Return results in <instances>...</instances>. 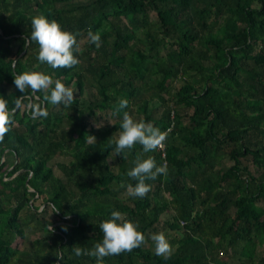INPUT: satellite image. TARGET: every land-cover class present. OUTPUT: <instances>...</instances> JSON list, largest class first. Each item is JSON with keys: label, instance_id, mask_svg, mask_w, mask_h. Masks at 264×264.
Listing matches in <instances>:
<instances>
[{"label": "trees", "instance_id": "1", "mask_svg": "<svg viewBox=\"0 0 264 264\" xmlns=\"http://www.w3.org/2000/svg\"><path fill=\"white\" fill-rule=\"evenodd\" d=\"M38 14L76 35L78 65L38 61L27 42ZM27 70L60 79L74 103L20 92L13 75ZM88 85L95 98L84 103ZM0 100L11 118L0 142V264H95L73 248L101 241L114 210L145 242L104 264H264V0H0ZM125 111L166 134L146 155L168 174L147 180L143 198L121 187L136 183L126 173L142 152L115 154ZM98 112L113 121L96 127ZM158 232L167 260L154 253Z\"/></svg>", "mask_w": 264, "mask_h": 264}, {"label": "clouds", "instance_id": "2", "mask_svg": "<svg viewBox=\"0 0 264 264\" xmlns=\"http://www.w3.org/2000/svg\"><path fill=\"white\" fill-rule=\"evenodd\" d=\"M30 25V39L27 42L31 43L34 41L39 46L37 59L40 63L47 64L53 69L70 68L79 64L77 56L74 55V53H79L81 50L76 35L64 30L58 21L54 19L49 21L42 14L33 16L30 20ZM87 38L88 42L95 44L97 47L101 46L99 32L94 33L89 29ZM13 76L14 84L20 92L29 89L33 95L37 92H42L44 93V101L52 105L63 104L71 106L74 103L73 90L67 87L60 79L53 80L52 76L36 70L23 71ZM127 105L128 101L121 99L116 112H120ZM34 107V115L47 114L39 106ZM10 123L11 118L7 105L3 100H0V142L3 141L5 135L9 132ZM119 128V132L112 135L114 137L112 143L115 144L114 151L116 156L124 153L126 149H133L136 144L142 146V152L138 153L132 162L134 166L126 173L127 177L136 181V183L134 185L132 183L125 185L122 182L121 187L126 186L128 195L143 198L151 190V186L146 183L147 180H155L160 175L168 174L167 164L158 166L154 157L146 155L163 147L166 134L158 127L153 126L152 123L134 119L127 111L123 112ZM65 218L70 217L66 216ZM98 226L103 234L102 240L96 242L91 249L74 247L73 251L76 256L94 257L95 264H104L105 257L131 252L145 242V236L139 230L138 223L132 222L119 211H112L110 218L102 219ZM62 230L67 231V227L62 226ZM54 231L55 229L50 224L49 233ZM151 240L154 243L156 256H161L165 260L171 257L173 249L165 233H155L151 236ZM58 257L63 259L62 255Z\"/></svg>", "mask_w": 264, "mask_h": 264}, {"label": "rangeland", "instance_id": "3", "mask_svg": "<svg viewBox=\"0 0 264 264\" xmlns=\"http://www.w3.org/2000/svg\"><path fill=\"white\" fill-rule=\"evenodd\" d=\"M94 94H95V90L94 88L91 86V85H88L84 88V91L82 92V94H80L78 96V98H80L84 103H87L90 99H94ZM76 95V93H74V96ZM102 113L98 112L96 114V120H94V123H95V126H99V125H104L106 124L105 122L107 121L108 123L112 122L113 119L110 117L109 118V115L108 117H106L107 115L104 114L105 116L103 117V115H101ZM10 157L8 155L4 156V158L7 160V158ZM11 159V157H10ZM254 168V167H253ZM56 174H59L58 173V170H56L55 172ZM35 204H37V202H35ZM174 234L173 231L171 230H168V238ZM17 242L18 240H15L14 243H13V246H16L17 245ZM264 255V254H263ZM232 258V257H231ZM232 259H235V257H233ZM231 264H239L237 261H234V262H231Z\"/></svg>", "mask_w": 264, "mask_h": 264}]
</instances>
